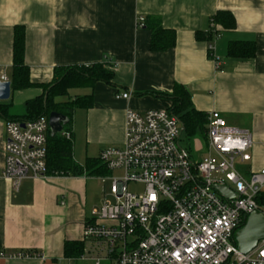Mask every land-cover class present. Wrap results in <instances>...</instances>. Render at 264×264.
Masks as SVG:
<instances>
[{
  "label": "crops",
  "instance_id": "crops-1",
  "mask_svg": "<svg viewBox=\"0 0 264 264\" xmlns=\"http://www.w3.org/2000/svg\"><path fill=\"white\" fill-rule=\"evenodd\" d=\"M220 10L233 14V29L211 22ZM140 16L145 24L141 27ZM16 25L24 27V61L34 83L50 82L58 66L101 63L114 71L112 84L97 80L73 89L78 90L73 95L92 96L90 107L76 108L72 114L77 163L83 165L102 149L122 144L127 108L169 109L167 94L181 84L196 110L206 114L215 110L228 125L250 132L251 160L244 169L264 166V0H0V80L4 76L10 82ZM152 26L173 31L174 45L151 50ZM208 30L209 39L201 34ZM235 40L254 43V55H228V45ZM118 91L130 95L116 98ZM41 92L36 87L11 90L0 105L7 107L9 115L22 114L25 101ZM17 105L23 106L22 113L14 111ZM6 121L0 111V172ZM182 135L179 146L192 159L200 158L205 140L195 136L186 146ZM110 172L47 173L45 178L24 179L18 188L0 176V250L32 253L0 258V264L86 260L64 255L67 240L84 241L83 254H94V242L83 239V228L92 208L109 192L110 183L104 180Z\"/></svg>",
  "mask_w": 264,
  "mask_h": 264
},
{
  "label": "built area",
  "instance_id": "built-area-1",
  "mask_svg": "<svg viewBox=\"0 0 264 264\" xmlns=\"http://www.w3.org/2000/svg\"><path fill=\"white\" fill-rule=\"evenodd\" d=\"M137 25H144L143 17ZM129 95L115 93L116 98ZM48 129L46 115L5 122L0 176L14 188L24 179L48 175ZM182 131L168 109L125 110L122 144L98 154L109 171L120 173L109 176V192L92 208L83 228V239L92 240L97 252L86 251L80 258L95 264H264V238L246 253L234 239L252 211L264 214V202L256 199L264 193V166L243 167L251 160L250 132L228 125L212 110L207 113L204 154L192 159L179 146ZM130 183L143 185V190L130 191ZM215 186L234 195L221 194ZM31 254L0 250V258Z\"/></svg>",
  "mask_w": 264,
  "mask_h": 264
},
{
  "label": "trees",
  "instance_id": "trees-1",
  "mask_svg": "<svg viewBox=\"0 0 264 264\" xmlns=\"http://www.w3.org/2000/svg\"><path fill=\"white\" fill-rule=\"evenodd\" d=\"M213 24L224 29L235 27V18L228 10L217 11L212 17ZM145 25V24H144ZM151 50H163L175 43L173 31L165 30L160 26L151 27ZM205 38H210L211 30L201 33ZM255 52L252 42L235 40L229 43L227 53L233 57H250ZM210 56V55H209ZM29 67L24 61V27L16 25L13 28L12 45V75L11 90H23L31 87L40 88L42 92L25 101V111L22 114L9 115L6 106L0 105V111L6 120L25 121L36 119L40 115L48 116L49 112L57 111L67 116L68 123L59 133H47V173L53 175H98L109 174V170L101 163L99 158H87L83 165L73 159V142L71 134V119L76 108H87L92 105L91 94L70 95V90L90 86L92 82L100 80L112 84L114 71L101 63L80 66H58L54 69L53 78L48 83H34L30 80ZM68 96L66 100L61 97ZM169 112L175 115L182 123V133L187 139L201 134L205 140L207 114L196 110L191 103L189 91L181 84H176L171 94ZM67 132L69 137L62 133ZM259 203L264 202V193L256 198ZM84 241L64 242L63 253L66 257L77 258L84 253Z\"/></svg>",
  "mask_w": 264,
  "mask_h": 264
},
{
  "label": "water",
  "instance_id": "water-1",
  "mask_svg": "<svg viewBox=\"0 0 264 264\" xmlns=\"http://www.w3.org/2000/svg\"><path fill=\"white\" fill-rule=\"evenodd\" d=\"M10 81L0 80V100H6L10 96ZM68 123L66 115L51 111L48 114V125L50 135L62 131L63 126ZM184 129L182 125V130ZM215 189L228 197L234 195V192L228 190L225 186H215ZM264 238V214L258 210L252 211L246 218L244 225L239 228L235 234L234 239L237 243L238 250L246 253L255 247L258 240Z\"/></svg>",
  "mask_w": 264,
  "mask_h": 264
},
{
  "label": "rangeland",
  "instance_id": "rangeland-1",
  "mask_svg": "<svg viewBox=\"0 0 264 264\" xmlns=\"http://www.w3.org/2000/svg\"><path fill=\"white\" fill-rule=\"evenodd\" d=\"M42 91V90H41ZM77 92H78V90H70V92H69V94L70 95H73V94H77ZM68 98V96H65V97H61L60 99L61 100H66ZM14 111L16 112V113H22L23 111H24V109H23V106H20V105H17V106H15L14 107ZM66 125V124H65ZM198 135H197V137H201L200 135L201 134H199V133H197ZM181 139H182V144L183 145H186L187 146V144L188 145H190L191 144V142H189V139H187V137H185L184 136V134L182 135V137H181ZM192 141V140H191ZM120 173V171H112V172H110V175H112V174H115V175H118ZM106 183H110L111 182V178H109V177H107V179L106 180H104ZM104 182V183H105ZM94 183L95 184H98L99 183V181L98 180H94ZM103 183V182H102ZM128 189L130 190V191H133V192H141L142 190H143V185H141V184H135V183H130L129 185H128ZM108 198H112L111 196H108ZM96 252H97V250H96ZM65 264V263H64ZM70 264H93V262L91 261V260H73V261H71L70 262ZM101 264H111V262L109 261V260H103V261H101Z\"/></svg>",
  "mask_w": 264,
  "mask_h": 264
}]
</instances>
